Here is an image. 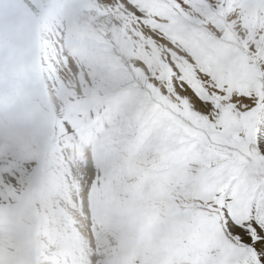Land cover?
Wrapping results in <instances>:
<instances>
[{
	"label": "snow or ice",
	"instance_id": "obj_1",
	"mask_svg": "<svg viewBox=\"0 0 264 264\" xmlns=\"http://www.w3.org/2000/svg\"><path fill=\"white\" fill-rule=\"evenodd\" d=\"M48 15L45 94L86 115L135 90L91 188L100 264H264V0H54ZM2 199L0 264H91L77 240L43 241L30 199Z\"/></svg>",
	"mask_w": 264,
	"mask_h": 264
},
{
	"label": "rangeland",
	"instance_id": "obj_2",
	"mask_svg": "<svg viewBox=\"0 0 264 264\" xmlns=\"http://www.w3.org/2000/svg\"><path fill=\"white\" fill-rule=\"evenodd\" d=\"M53 3L54 0H0V58L3 57L7 61L3 72L0 73V83L4 82L14 67L17 80L23 82L27 78H35L36 71L42 67L41 62L51 55V21L48 10ZM27 57H31V60L23 63ZM40 88L44 92L42 85ZM48 103L49 111L43 115L41 133L11 138L0 146V178L15 188L28 184L29 175L22 177V174L28 173L30 164L37 163L38 172L34 187L39 194H43L44 199L49 196L51 188L52 193L57 195L64 191L51 185L53 179L49 178L57 157L64 159L62 146L65 141L76 139V146L84 142L92 147L89 149L93 154L91 161L104 170L113 138L124 125L129 108L135 103V90L127 83L113 88L99 103L90 106L86 115L69 110L62 104L57 108L52 104L50 97ZM82 155L84 156V153ZM35 193L32 203L40 212ZM83 201L82 198L81 202ZM48 203L43 205L50 210L54 205ZM86 204L89 210H92V205L87 201ZM59 209H62L60 205ZM55 216L57 219L59 217V222L44 226L43 237L46 240L61 242L64 234L60 232V227L64 226L69 228L65 234L74 239L80 236L79 228L75 231L65 222L62 215ZM83 218L79 217V220L84 221L89 230L86 238L88 241L93 233V222ZM91 245L96 249V243ZM95 251L102 259L98 250ZM90 261L92 263V260Z\"/></svg>",
	"mask_w": 264,
	"mask_h": 264
},
{
	"label": "bare ground",
	"instance_id": "obj_3",
	"mask_svg": "<svg viewBox=\"0 0 264 264\" xmlns=\"http://www.w3.org/2000/svg\"><path fill=\"white\" fill-rule=\"evenodd\" d=\"M6 64L7 61L3 57L0 58V73L3 72L4 66ZM75 144L76 139H71L68 142H64L62 146L64 159L62 160L61 157H57V160L51 169L52 173L50 174L51 177L49 178L53 179L51 181V185H55V187L60 190L64 189V191L57 195L56 193H52L51 188L48 192L49 196L45 197L44 199L43 194H39V192L36 190L37 188L34 187L38 172V164L34 163L28 166V173L25 174L23 172L22 174V177L27 174L29 175L28 184L15 188L11 187L0 178V204L4 203L2 195L9 191H14L18 195L24 196L33 202V198L35 197L34 193L36 191L35 195L36 200L38 201L37 205L40 206V212L42 211L41 213L45 218V227L60 221L59 217L58 220L55 215H62V218L65 219V222H67L70 228L75 229V231L76 228H79L78 233L81 237L78 235V237L74 239L69 234H65L67 231H69V228L64 226L60 227V232L64 234L62 235L61 242L70 240L79 241L86 249L87 258L92 260L91 264H100L101 258L96 255V249L93 245L89 247V244L96 243L93 233L91 234V237L88 239V241H86L87 234L89 235V230L85 226V222L79 220V217H85L92 222L94 221V208L91 196V188L96 177L102 174L103 170L100 168L101 166L94 164L90 159L93 154L89 152V149L92 147L88 146L84 142L78 144L77 146ZM82 153H84V156ZM82 198L84 199L83 202H81ZM86 201L92 205V210H89ZM46 203L52 204L54 207L49 210L43 205ZM59 205L62 209L58 210ZM55 208H57V211ZM83 220L85 219L83 218ZM42 239L45 243H49V241L44 237H42ZM92 247L93 249H91ZM55 249L56 246L53 245V251H55Z\"/></svg>",
	"mask_w": 264,
	"mask_h": 264
},
{
	"label": "clouds",
	"instance_id": "obj_4",
	"mask_svg": "<svg viewBox=\"0 0 264 264\" xmlns=\"http://www.w3.org/2000/svg\"><path fill=\"white\" fill-rule=\"evenodd\" d=\"M30 60L31 57H27L23 63ZM15 72L14 67L0 84V98L6 101L12 97L11 103H0V146L11 138L41 133L43 115L49 111V97L57 108L61 104L54 91L49 89L45 94L35 78L21 82L17 80ZM66 79L70 77L66 76Z\"/></svg>",
	"mask_w": 264,
	"mask_h": 264
}]
</instances>
